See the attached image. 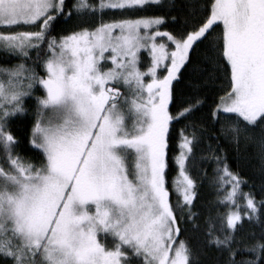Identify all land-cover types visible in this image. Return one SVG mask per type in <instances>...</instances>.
Listing matches in <instances>:
<instances>
[{
	"label": "snow or ice",
	"instance_id": "snow-or-ice-1",
	"mask_svg": "<svg viewBox=\"0 0 264 264\" xmlns=\"http://www.w3.org/2000/svg\"><path fill=\"white\" fill-rule=\"evenodd\" d=\"M160 3L0 0V52L22 61L0 67V264H193L180 236L182 221L200 228L188 167L198 137L185 131L194 125L180 131L175 205L169 138L170 125L203 101L193 98L175 113L170 105L190 53L217 29L207 62L227 87L208 118L229 120L236 144L259 127L264 159V0H206L203 14L176 33L161 30L164 16L125 15ZM73 15L98 19L53 36L58 20ZM25 98L35 99L32 158L16 151L12 129L27 112ZM209 159L225 211L205 218L207 245L227 252L226 264H264V233L238 239L245 222L264 220V199L243 191L247 181L226 156Z\"/></svg>",
	"mask_w": 264,
	"mask_h": 264
},
{
	"label": "trees",
	"instance_id": "trees-1",
	"mask_svg": "<svg viewBox=\"0 0 264 264\" xmlns=\"http://www.w3.org/2000/svg\"><path fill=\"white\" fill-rule=\"evenodd\" d=\"M68 4L75 3V0H67ZM95 3L96 0H89ZM206 0H161L159 5H153L145 11L135 14L126 13V16H164L166 24L161 27L162 31L176 33L184 28L187 23L203 14ZM112 14L106 16L108 19ZM174 18V19H173ZM94 18L90 15H73L71 18L61 17L55 24L52 35H64L73 30H79L80 26H89ZM21 31L34 30L21 28ZM213 33L207 41L195 48L190 53L191 62L181 70L178 81L173 82L175 103L170 105V111L175 113L181 106H187V102L193 98H199L203 101L202 106L192 114L187 120L173 122L170 125L169 138V169L168 186L170 191V200L173 205L177 202V196L173 191V180L176 178L178 169L174 163L173 157L178 154V144L180 142V131L185 129V125H194L185 129L187 133L195 132L198 142L194 149V158L189 161V174L196 182V198L193 202L191 211L196 214L194 221L200 225V228H194L193 222H181L183 228L187 231L182 232L180 239H187L193 249V264H226L228 253L218 251L215 247L206 243L204 235V220L211 213L216 215L217 211L223 212L225 209L218 204V200L224 196V191H220L218 178L214 172L215 163L209 159L213 152L216 155H224L230 169L238 173L242 179L247 181L242 185L244 192H253L257 201L264 199V159L260 154L259 140L261 130L259 127L251 129L248 133L241 135L239 143L233 142V134L229 131L231 122L223 119L219 123L209 120L211 109L218 102L220 96L225 94L227 79L224 73L215 71L213 65L207 62V57L211 55L210 43H214L215 37L219 34ZM35 60L36 53H31ZM22 61L16 57H8L0 52V67H11ZM28 67H35L32 61H27ZM147 62L144 64V69ZM37 72L42 74V69L36 68ZM36 92L35 95H40ZM25 108L27 112L18 115L12 120V129L20 143L16 151L27 158L34 156L29 145V136L31 125L34 119L35 99L25 98ZM223 130V131H222ZM211 136L219 139H210ZM248 137L247 139L245 137ZM131 159L129 164L131 166ZM180 210L177 209V212ZM185 211H187L185 209ZM264 233V220L245 222L243 229L238 233V239L243 238L248 241L251 235L259 238ZM244 247V244L237 245ZM242 257H237L240 259ZM243 258H250L244 255Z\"/></svg>",
	"mask_w": 264,
	"mask_h": 264
},
{
	"label": "rangeland",
	"instance_id": "rangeland-1",
	"mask_svg": "<svg viewBox=\"0 0 264 264\" xmlns=\"http://www.w3.org/2000/svg\"><path fill=\"white\" fill-rule=\"evenodd\" d=\"M19 31H21L20 29H18ZM22 31H24V30H22ZM146 70V69H145ZM131 159V158H130Z\"/></svg>",
	"mask_w": 264,
	"mask_h": 264
}]
</instances>
